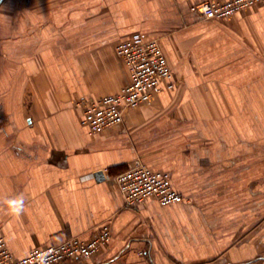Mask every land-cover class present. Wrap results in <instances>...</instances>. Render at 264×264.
<instances>
[{"label":"crops","instance_id":"1","mask_svg":"<svg viewBox=\"0 0 264 264\" xmlns=\"http://www.w3.org/2000/svg\"><path fill=\"white\" fill-rule=\"evenodd\" d=\"M198 1L0 0V232L16 256L109 223L98 256L63 264L264 260V4L215 19ZM136 32L177 86L90 135L78 102L128 83L115 48ZM136 159L184 200L128 206L116 176Z\"/></svg>","mask_w":264,"mask_h":264},{"label":"built area","instance_id":"2","mask_svg":"<svg viewBox=\"0 0 264 264\" xmlns=\"http://www.w3.org/2000/svg\"><path fill=\"white\" fill-rule=\"evenodd\" d=\"M264 4V0H201L190 9L207 18L227 19L239 11ZM116 53L129 70V81L118 92L98 97L82 98L78 104L83 108L82 123L90 135L103 133L124 121L127 109L149 105L158 92L167 88L174 90L173 70L159 39L147 38L140 32L123 38L116 45ZM126 204L138 207L147 199H155L167 206L184 200L174 186L171 172L155 170L136 159L116 176ZM112 238L109 223L100 226L91 237H71L62 243L45 244L32 248L23 256H16L0 232V264H63L69 260L88 261L98 256Z\"/></svg>","mask_w":264,"mask_h":264},{"label":"clouds","instance_id":"3","mask_svg":"<svg viewBox=\"0 0 264 264\" xmlns=\"http://www.w3.org/2000/svg\"><path fill=\"white\" fill-rule=\"evenodd\" d=\"M4 203L11 214L20 215L24 210V197L22 195L15 199L5 200Z\"/></svg>","mask_w":264,"mask_h":264},{"label":"rangeland","instance_id":"4","mask_svg":"<svg viewBox=\"0 0 264 264\" xmlns=\"http://www.w3.org/2000/svg\"><path fill=\"white\" fill-rule=\"evenodd\" d=\"M191 10V9H190ZM118 55V54H117ZM262 251V250H261ZM264 255V254H263ZM252 260H253V257H252ZM258 261V260H257ZM264 261V260H263ZM262 260L260 261V264H264V262H263ZM250 264H259V262H256V263H254L253 261L250 263Z\"/></svg>","mask_w":264,"mask_h":264},{"label":"water","instance_id":"5","mask_svg":"<svg viewBox=\"0 0 264 264\" xmlns=\"http://www.w3.org/2000/svg\"><path fill=\"white\" fill-rule=\"evenodd\" d=\"M97 175H98L99 177H104V173H103L102 171H99V172L97 173Z\"/></svg>","mask_w":264,"mask_h":264}]
</instances>
